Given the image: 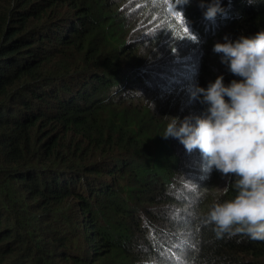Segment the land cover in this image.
I'll return each instance as SVG.
<instances>
[{
	"label": "trees",
	"instance_id": "trees-1",
	"mask_svg": "<svg viewBox=\"0 0 264 264\" xmlns=\"http://www.w3.org/2000/svg\"><path fill=\"white\" fill-rule=\"evenodd\" d=\"M199 4L0 0V264H264L204 222L232 174L162 136L191 85L236 78L214 42L264 28V0Z\"/></svg>",
	"mask_w": 264,
	"mask_h": 264
},
{
	"label": "clouds",
	"instance_id": "clouds-1",
	"mask_svg": "<svg viewBox=\"0 0 264 264\" xmlns=\"http://www.w3.org/2000/svg\"><path fill=\"white\" fill-rule=\"evenodd\" d=\"M189 2L174 0L175 10ZM199 6L210 20L224 11L222 0H200ZM212 51L236 78L225 83L220 74L206 86L191 85L190 97L202 105L201 112L166 116L162 136L177 139L189 152L198 149L207 170L232 174L235 196L214 201L204 214L216 235L264 240V28L235 39L225 35Z\"/></svg>",
	"mask_w": 264,
	"mask_h": 264
},
{
	"label": "rangeland",
	"instance_id": "rangeland-1",
	"mask_svg": "<svg viewBox=\"0 0 264 264\" xmlns=\"http://www.w3.org/2000/svg\"><path fill=\"white\" fill-rule=\"evenodd\" d=\"M182 13H181V11L179 12V16L181 15ZM195 150H197V151H199L198 149H195ZM195 152L196 151H192L191 152V154H192V156H194V154H195ZM198 153V152H197ZM201 159H202V156H201ZM193 165H191V167H192ZM180 188H186L187 190H189V186H183V187H180ZM172 191H173V189H172ZM158 247H159V245H157ZM165 252H169V250H165ZM170 254H171V248H170Z\"/></svg>",
	"mask_w": 264,
	"mask_h": 264
},
{
	"label": "snow or ice",
	"instance_id": "snow-or-ice-1",
	"mask_svg": "<svg viewBox=\"0 0 264 264\" xmlns=\"http://www.w3.org/2000/svg\"><path fill=\"white\" fill-rule=\"evenodd\" d=\"M176 15H177V16H178V18H179V12H177V13H176Z\"/></svg>",
	"mask_w": 264,
	"mask_h": 264
}]
</instances>
